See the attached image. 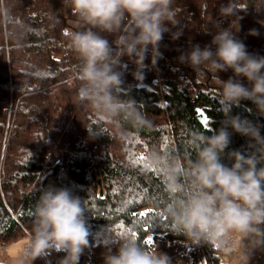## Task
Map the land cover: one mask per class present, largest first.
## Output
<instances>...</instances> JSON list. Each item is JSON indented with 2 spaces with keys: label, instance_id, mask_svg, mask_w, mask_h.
Segmentation results:
<instances>
[{
  "label": "trees",
  "instance_id": "trees-1",
  "mask_svg": "<svg viewBox=\"0 0 264 264\" xmlns=\"http://www.w3.org/2000/svg\"><path fill=\"white\" fill-rule=\"evenodd\" d=\"M227 2L207 0L204 12L205 0H177L182 22L172 31L182 30L183 34L177 40L164 34L162 58L155 68L150 66V58L145 60L148 67L141 79L132 75L135 65L122 58L128 68L122 85L127 96L121 98L137 103L151 127L136 130L124 124L120 135L76 103L78 61L66 38L69 30H78L71 9L62 0H0V160L7 112L10 103L16 104L2 171L0 168V247L30 234L36 199L41 189L51 186L66 188L86 201L95 217H87L89 247L79 264L103 259L106 248L100 240L108 226L123 232L134 225L142 226L139 238L146 244L151 236L150 246L160 253L188 246V264H223L220 254L208 245L202 249L162 226L150 227L156 212L150 201L162 204L163 191L158 174L145 167V154L155 148L183 155L190 152L187 140L192 131L220 127L223 117L215 102L218 85L211 75L193 73L178 57L193 45L203 48L210 44L212 35L204 33L211 27L210 16L217 18L220 4ZM239 2L249 8L237 13L243 17L237 38L249 53L264 57V0ZM229 23L224 20L221 26ZM253 29L258 35H249ZM218 75L227 80L232 73ZM196 108L202 109L206 122L195 114ZM233 114L260 124L264 135V117L257 116L250 102H242ZM84 125L102 135L90 138ZM231 150L247 151V138L233 133L226 153ZM224 162L230 164L226 157ZM54 254L58 260L64 255Z\"/></svg>",
  "mask_w": 264,
  "mask_h": 264
},
{
  "label": "clouds",
  "instance_id": "clouds-1",
  "mask_svg": "<svg viewBox=\"0 0 264 264\" xmlns=\"http://www.w3.org/2000/svg\"><path fill=\"white\" fill-rule=\"evenodd\" d=\"M76 17L78 30L66 33L68 47L78 64L76 103L90 110L96 121L123 135L122 126L136 130L151 127L147 114L127 96L122 85L128 68L122 58L135 65L132 73L141 79L148 65L155 68L162 58L160 45L165 33L172 40L183 34L172 31L181 25L182 9L177 0H62ZM207 12V0L201 6ZM247 3L228 0L220 4L217 18L210 16L209 45H193L178 61L198 76L211 75L218 85L216 105L223 119L218 129L195 130L187 140L190 152L174 155L155 148L145 154V167L160 179L163 202L156 208L150 227L162 226L183 235L192 245L206 244L218 254L249 264L253 252L264 250V135L261 125L233 114L244 101L257 116L264 117V57L249 53L237 38V15ZM233 17H235L233 19ZM229 20L228 27H222ZM264 26V24H262ZM214 30V34L212 31ZM249 35H258L255 29ZM113 37L111 41L107 38ZM214 49V50H213ZM231 71L222 80L219 73ZM243 81H246L245 84ZM251 112V109H248ZM85 127V125H84ZM90 138L102 135L85 127ZM106 130V129H104ZM210 133V134H206ZM247 138L248 150H231L232 134ZM191 153H194V158ZM225 157L230 164L224 162ZM32 229L11 264H33L54 253H64L57 264H79L89 247L86 201L66 188L40 190L32 211ZM142 226L114 232L109 226L100 243L106 248L104 264H171L170 258L148 246L138 236ZM96 239H100L99 236ZM117 251L113 253L112 248Z\"/></svg>",
  "mask_w": 264,
  "mask_h": 264
},
{
  "label": "rangeland",
  "instance_id": "rangeland-1",
  "mask_svg": "<svg viewBox=\"0 0 264 264\" xmlns=\"http://www.w3.org/2000/svg\"><path fill=\"white\" fill-rule=\"evenodd\" d=\"M9 111V109H8ZM7 117H8V112H7ZM6 124V123H5ZM9 123V127H10ZM12 125L13 122L11 124V129H12ZM6 126V125H5ZM29 235H27L26 238L20 240V242H22L21 245H23L24 243L27 242V238ZM148 241H151V243H148ZM19 242V241H18ZM16 242V243H18ZM146 244L148 246H150L153 243V239L151 236H148L145 240ZM14 243V244H16ZM12 244V245H14ZM1 246L0 247V264L4 263V264H11L12 259L15 252L18 250V248L21 247V245H18L15 250L13 252H11L9 250V248L12 246ZM199 246H201V248L203 249V246H205V244H199ZM117 250H114L113 253H115ZM188 246H185L184 249L179 250V251H174L172 253H167V252H163V254H166L170 260H171V264H188L189 261V256H188ZM162 253V252H161ZM58 256L56 254L52 255L49 260H50V264H53L54 261L57 263L58 261ZM221 260L223 262V264H238L237 260L235 258H229V257H225L223 254H220ZM33 264H45L44 260H36L33 262ZM91 264H104V259H99L97 261H93ZM249 264H264V250H257L255 252H253L251 259L249 261Z\"/></svg>",
  "mask_w": 264,
  "mask_h": 264
},
{
  "label": "built area",
  "instance_id": "built-area-1",
  "mask_svg": "<svg viewBox=\"0 0 264 264\" xmlns=\"http://www.w3.org/2000/svg\"><path fill=\"white\" fill-rule=\"evenodd\" d=\"M15 112H16V104L13 106L11 103L9 105V111H8V117H7V121H6V126H5V133H4V144H3V150H2V155H1V160H0V168H1V171L3 169V165H4V159H5V150H6V144L9 140V136H10V133H11V124L14 120V115H15ZM9 123L10 124V127H9ZM1 182V180H0ZM4 264V263H2Z\"/></svg>",
  "mask_w": 264,
  "mask_h": 264
},
{
  "label": "water",
  "instance_id": "water-1",
  "mask_svg": "<svg viewBox=\"0 0 264 264\" xmlns=\"http://www.w3.org/2000/svg\"><path fill=\"white\" fill-rule=\"evenodd\" d=\"M195 114L198 115L201 118L202 122H206V115L203 113L201 108H196L195 109ZM98 184L101 186V181H98ZM99 195H102V190L100 189Z\"/></svg>",
  "mask_w": 264,
  "mask_h": 264
},
{
  "label": "bare ground",
  "instance_id": "bare-ground-1",
  "mask_svg": "<svg viewBox=\"0 0 264 264\" xmlns=\"http://www.w3.org/2000/svg\"><path fill=\"white\" fill-rule=\"evenodd\" d=\"M14 98V97H13ZM22 244V242H18V243H16V244H14V245H12L10 248H9V250L11 251V252H13L14 250H15V248L18 246V245H21Z\"/></svg>",
  "mask_w": 264,
  "mask_h": 264
},
{
  "label": "snow or ice",
  "instance_id": "snow-or-ice-1",
  "mask_svg": "<svg viewBox=\"0 0 264 264\" xmlns=\"http://www.w3.org/2000/svg\"><path fill=\"white\" fill-rule=\"evenodd\" d=\"M141 159H143V158H141ZM146 215H148L147 213H141V216H146ZM148 243H151V241H148Z\"/></svg>",
  "mask_w": 264,
  "mask_h": 264
},
{
  "label": "crops",
  "instance_id": "crops-1",
  "mask_svg": "<svg viewBox=\"0 0 264 264\" xmlns=\"http://www.w3.org/2000/svg\"><path fill=\"white\" fill-rule=\"evenodd\" d=\"M24 240H25V239H24ZM19 242H20V241H19ZM18 250H19V248H18ZM18 250L15 252V254H14L13 256H15V255L17 254Z\"/></svg>",
  "mask_w": 264,
  "mask_h": 264
}]
</instances>
